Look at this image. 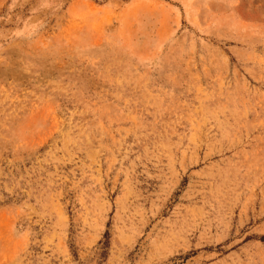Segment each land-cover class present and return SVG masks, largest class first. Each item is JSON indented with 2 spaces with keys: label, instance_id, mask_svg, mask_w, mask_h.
<instances>
[{
  "label": "rangeland",
  "instance_id": "rangeland-1",
  "mask_svg": "<svg viewBox=\"0 0 264 264\" xmlns=\"http://www.w3.org/2000/svg\"><path fill=\"white\" fill-rule=\"evenodd\" d=\"M0 264H264V0H0Z\"/></svg>",
  "mask_w": 264,
  "mask_h": 264
}]
</instances>
